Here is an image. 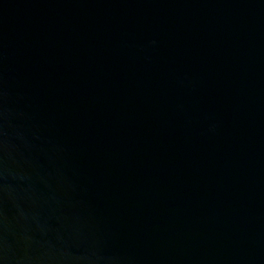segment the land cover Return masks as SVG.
Listing matches in <instances>:
<instances>
[{
	"label": "water",
	"instance_id": "water-1",
	"mask_svg": "<svg viewBox=\"0 0 264 264\" xmlns=\"http://www.w3.org/2000/svg\"><path fill=\"white\" fill-rule=\"evenodd\" d=\"M0 264H264V0H0Z\"/></svg>",
	"mask_w": 264,
	"mask_h": 264
}]
</instances>
